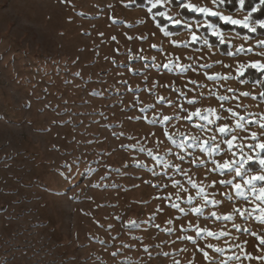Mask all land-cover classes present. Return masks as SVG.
<instances>
[{"label":"rangeland","instance_id":"obj_1","mask_svg":"<svg viewBox=\"0 0 264 264\" xmlns=\"http://www.w3.org/2000/svg\"><path fill=\"white\" fill-rule=\"evenodd\" d=\"M131 3L133 0H0V264H264L260 240L264 223L236 211L251 210L254 203L229 184L219 183L233 180V174L210 172L213 157L202 153L191 140L186 141L188 149L179 148L184 137L208 138L210 133L200 131L199 123L215 129L198 118L184 120L187 113L180 104L189 111L213 108L222 117H230L226 109L232 108L241 116L264 122L260 83L239 78L241 64L264 61L259 54L264 48L257 47L264 34L251 36L220 28L228 46V52H223L208 41L202 27H196L205 17L188 19L179 7L165 3L168 15L193 25L191 30L185 27L173 33L157 18L155 22L150 18L148 6H126ZM191 3L236 19L247 14L221 8L212 0ZM162 29L170 35L165 36ZM191 31L201 39L191 41ZM153 44L163 51L153 49ZM240 46L253 48L254 54H230ZM137 56L147 60L135 59ZM176 57L183 65L196 67L198 62L212 67L185 73L157 67ZM205 72L232 78L213 82ZM189 80L201 87L188 91L194 87ZM173 88L199 102L189 105ZM245 92L250 95H241ZM218 96L238 98L221 102ZM157 97L170 99L174 106L161 105ZM146 106L148 111L141 113L139 109ZM161 115L181 117L167 126L176 144L165 138L162 125L150 123L153 116ZM218 123L234 127L235 118ZM250 132L264 141V128L251 126L235 131L236 143ZM136 144L180 165L219 203L209 204L203 215L192 213L190 207L203 203L196 189L180 174L174 179L188 192L174 187L169 179L172 170L165 176L162 165L146 152L128 147ZM232 151L220 143L214 159L221 164L239 159ZM176 153L185 159L179 160ZM200 160L207 161V167H200ZM145 181L167 187L154 188ZM213 181H217L215 187ZM234 182L241 181L236 178ZM187 195L195 198L192 205ZM174 203L188 211L180 212L172 207ZM213 211L233 219L217 221L209 215ZM197 228L227 235L201 237L198 244L184 238L195 237Z\"/></svg>","mask_w":264,"mask_h":264},{"label":"snow or ice","instance_id":"obj_2","mask_svg":"<svg viewBox=\"0 0 264 264\" xmlns=\"http://www.w3.org/2000/svg\"><path fill=\"white\" fill-rule=\"evenodd\" d=\"M226 0H212V3L214 5H224ZM230 2V0H228ZM133 3H135V0H133ZM165 3L168 4H174L175 6L179 7L182 12L187 11L190 13L195 14H201L203 17H205L203 24H197L196 27H205L208 29H211L212 35L217 37V39L220 41V43H225L226 39L221 31L220 27L217 25H214L210 22H208L207 17H218L220 21H222L224 24H229L233 26H240L244 29L248 30V33H257L258 28L261 30H264V19L260 20H253L252 15L253 13L260 10V6L264 5V0H259V4L252 7L247 14L243 17V19H236L232 15H225L222 11L214 10L213 8H209L207 6H198L196 4L191 3V0H147V4L149 5L146 9V11L150 14V18L155 22L156 18L164 17L174 25H181L183 24L185 27H187L189 30L193 28V25L189 24L186 20H183L181 18H174L171 15H168L167 12L163 9V6ZM238 9L237 11L243 10L245 7V0H238ZM128 7H131V4L126 5ZM156 10V11H154ZM115 22V21H114ZM162 31H164L162 29ZM102 35V34H101ZM153 35H155L153 33ZM164 35L168 36L170 35L169 32L164 31ZM138 39H146V37H137ZM190 38L191 41L195 42L198 39H201L195 31L190 32ZM245 39H249L250 37L245 36ZM113 40H115V37H112ZM128 39H133V37H128ZM173 44H177V41H171ZM204 44L208 45L207 39H204ZM153 49H157L159 51H163L162 46H158L156 44L151 45ZM257 47L264 48V40H258ZM118 51V50H117ZM142 51V50H141ZM233 55L237 54H254V49L249 47L245 49L243 46H240L236 53H230ZM260 55H264V53H259ZM135 59L138 60H147L146 57L143 56H137ZM189 60L194 59L193 57H188ZM153 63H155V58H153ZM222 63V62H218ZM163 67L165 69H171V70H178L181 73H185L189 70L193 72H199L200 69H209L212 67V65L203 64L200 65L197 62V66L193 67L191 64L189 65H183L179 63V57H176L175 59L169 58L168 63H165L163 65H157V67ZM125 67H128L125 65ZM224 67H230L229 65H224ZM247 69L255 70L258 74H261V77L259 80L256 81V83H264V61H250L247 65L241 64L239 66V74L241 77L245 75V72ZM129 71H133L129 67ZM204 75L207 77L208 80L216 82L219 80H228L232 77L229 75H221V74H211L209 75L207 72L204 73ZM126 83V82H124ZM188 84L193 85V88H188V91H195L196 88L201 87V85L195 81V80H189L187 82ZM154 88L156 85L153 86ZM165 87H170V85H165ZM185 88H187V84L185 85ZM150 93L153 91L152 89H146ZM173 90L178 92V95L180 98L185 100L189 105H195L199 102L197 97H192L191 99L188 98L187 93L184 91H181L179 89L173 88ZM129 91H132L134 93H138V89H131L129 87ZM229 91H234L232 89H229ZM201 96H203V92L200 93ZM243 96L250 95L249 93H241ZM233 98L238 97H228V96H218L217 99L221 102L230 100ZM159 103L161 105H168V106H174L173 101L166 97H157ZM261 99L264 101V93L261 94ZM178 103V101H177ZM30 107V105H27ZM130 107H135V105H132ZM153 109L155 108V105L151 106ZM180 109L183 112H186L187 115L182 117L186 121H191L193 118H198L199 121H207L208 125H215V129L212 128H206L203 123H199L197 125L198 129L203 132H208L210 135L207 139H201L200 137H184L179 140V148L181 149H188L189 145L186 143L187 140H191L194 142V146H197L201 149L202 153L206 152L209 157H213L212 163L214 165L213 168L209 169L210 172H224L225 170L228 171V173L233 174V180L224 181L221 180L219 183L221 184H229L237 194L241 196H245V199L249 203H254V207H252L251 210L244 209L240 210L237 209L236 211L241 215L244 216L245 212L248 213L249 217H252L257 220L259 223H264V141L260 139L258 134L256 132H250L248 137H242L240 138V143H236L238 137L234 134L237 129L241 131H246L251 126H259L261 128H264V122H261L257 119L252 118H246L244 116H241L239 113L235 112L232 108L226 109L227 112L230 113V117H222L219 115L216 111V109L208 108V109H200L197 108L195 111H189L188 109L184 108L182 104L179 105ZM221 107H223V103H221ZM141 113H144L148 111V106L141 107L139 109ZM144 119H147V117H143ZM181 117L175 116H153L150 123L153 125L160 124L164 128V136L167 140L171 141L173 144L177 143V140L175 136L168 132L167 126L173 119H180ZM228 118H235V126L231 127L228 124H219L218 121L221 119H228ZM129 119H139V118H133L130 117ZM217 134L221 137L220 142L217 141ZM113 135H123V133H113ZM154 135V133H153ZM230 137V138H229ZM251 139L253 143L245 144L243 143L244 140ZM159 142V141H158ZM220 143L226 144L228 151H232L233 149H236V151H232L233 157H236L237 154H239V159H233L232 161L225 160L222 164L214 159V154L218 151H220ZM122 147H124L122 145ZM128 147L135 148L139 152H146V154L149 157H152L153 160L162 165V170L165 176L168 175V170H172V175L169 177V179H172V184L174 187L179 188L181 191L188 192V189L184 188L180 181H177L174 179L175 175L180 174L184 176L187 180V183L191 185L193 189H196V194L201 197V200L203 203L199 206H193L190 207V211L192 213H196L197 215H203L205 209L209 204L215 206L219 202L216 201L214 198H210L209 194L205 191V187L198 185L195 181L192 180L190 176H188L187 171L180 167V165L173 164L168 160L162 159L158 154H154L151 149L145 148L141 144L136 145H130ZM245 149H247V152H245ZM171 151V149H169ZM251 153V154H248ZM176 157L183 161L185 157L183 155H180V153L175 154ZM191 155V153H189ZM193 164L197 163V160L190 161ZM136 163L140 167H147L146 164L142 161H136ZM256 164L258 165V169L255 170L256 174H252L253 169H251V165ZM200 167H207V161L200 160L199 161ZM152 174L156 175L155 167L152 169ZM236 178H239L241 182H234ZM145 183L150 184L154 188H166L167 185H160V184H153L152 181H145ZM217 181L212 182V187H215ZM171 198V194H169L168 199ZM157 199H165L164 197H157ZM186 199L189 202V205L193 204L194 197L192 195H187ZM172 207L177 208L180 212L188 211L185 208L181 207L179 204H172ZM211 218H214L215 220L219 221L221 219L223 220H232L233 217L231 215L228 216H220L217 215L215 211L211 212L210 214ZM169 223H172V221H169ZM156 227H159V225H156ZM191 227V225H189ZM181 229H183V226H181ZM168 231H171V229H168ZM227 235L225 232L220 233H214L211 230H208L206 228H197L196 229V236H186L185 239H188L192 241L194 244H198V241L201 237L207 239L208 237H218V236H224ZM255 235V233H253ZM261 243H264V238H260ZM209 248H212L213 245L209 244ZM203 251V249H200ZM217 252H222L223 249L216 248ZM167 255V254H166ZM205 258H208V253L204 252ZM231 259V257L229 258Z\"/></svg>","mask_w":264,"mask_h":264},{"label":"trees","instance_id":"obj_3","mask_svg":"<svg viewBox=\"0 0 264 264\" xmlns=\"http://www.w3.org/2000/svg\"><path fill=\"white\" fill-rule=\"evenodd\" d=\"M259 4V0H245V7H244V11L248 12L252 7L256 6ZM173 6H175L174 4H172ZM149 6L147 4V0H135V3H131V7L133 8H137V7H147ZM177 7V6H175ZM221 8H224L226 10L229 11H236L239 7L238 5V0H230V2H228V0H226L224 5L219 6ZM164 10V7L163 9ZM156 11V10H155ZM180 11L182 12V10L180 9ZM182 15L188 19H201L203 18V15L201 14H195V13H190L187 11H183ZM208 20H210L211 22H213L214 24L218 25L220 28L224 29V30H230V31H236L240 34H248L251 36H256L258 34H264V30H261L258 28L257 33H248L247 29H244L240 26H233V25H229V24H224L222 21L219 20L218 17H207ZM252 19L253 20H260V19H264V5L260 6V10L253 13L252 15ZM158 23L162 26H164L168 31L176 33V32H182L185 28L184 25H172L169 23V21L167 19H165L164 17H157ZM202 32L206 35V37L208 38V41L212 44V45H216L219 47V49L223 52H228V46L225 43H220V41L217 39V37L213 36L209 31L208 28L202 27ZM194 46H198L197 44H194ZM261 77V74H258L255 70H251V69H247L245 72V75L243 77H239L240 79L243 80H247L249 82L252 83H256L257 80H259ZM261 89H262V93H264V83H260ZM261 93V94H262ZM261 94L258 95V98L261 99ZM262 100V99H261ZM251 169L253 170H257L258 169V165L256 164H252L251 165Z\"/></svg>","mask_w":264,"mask_h":264}]
</instances>
